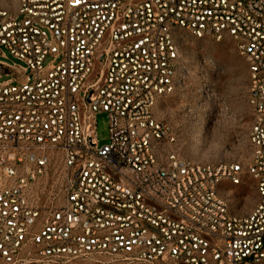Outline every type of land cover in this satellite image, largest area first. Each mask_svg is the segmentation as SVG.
<instances>
[{"label":"built area","instance_id":"1","mask_svg":"<svg viewBox=\"0 0 264 264\" xmlns=\"http://www.w3.org/2000/svg\"><path fill=\"white\" fill-rule=\"evenodd\" d=\"M135 1L0 9V58L6 50L21 62L0 60V264H264V0ZM188 35L232 40L247 66L246 168L192 164L168 150L174 128L155 108L186 86ZM101 113L106 146L89 134ZM60 167L54 204L45 195ZM244 176L258 201L236 215L219 187Z\"/></svg>","mask_w":264,"mask_h":264},{"label":"rangeland","instance_id":"2","mask_svg":"<svg viewBox=\"0 0 264 264\" xmlns=\"http://www.w3.org/2000/svg\"><path fill=\"white\" fill-rule=\"evenodd\" d=\"M16 8L17 0H0V9L13 11ZM186 38L183 61L190 71L186 86L159 100L155 108L156 117L168 120L174 128L176 142L169 145L168 150L174 151L180 158L192 164L212 167L239 164L246 168L251 159L249 133L252 119V112L247 104V66L230 39L217 42L213 38L200 40L191 35ZM107 39L106 34L103 43ZM125 43L119 44L118 47ZM4 53L7 59L0 60L11 65H21L8 51L4 50ZM49 62L50 59L46 60L45 65ZM212 64H215L220 72L214 69ZM101 68L98 58L86 85L97 81ZM7 79L3 78L1 81ZM101 87V84L96 87L94 97ZM77 103L81 105L79 98ZM95 122H91L89 134H97L99 146L108 145L110 124L107 114H98ZM105 171L115 181L119 180V176L108 167H105ZM61 172L60 167L48 181L50 188L45 195L47 202L58 204L63 198L64 179ZM219 193L236 215L250 213L257 205V192L249 176H244L242 185L237 187L223 182ZM147 204L155 206L158 211L163 210L149 201ZM167 216L176 219L172 214Z\"/></svg>","mask_w":264,"mask_h":264}]
</instances>
